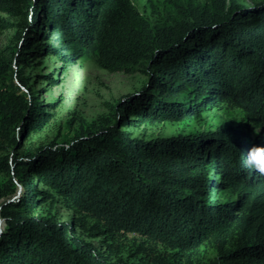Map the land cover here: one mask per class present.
Listing matches in <instances>:
<instances>
[{
    "label": "trees",
    "instance_id": "obj_1",
    "mask_svg": "<svg viewBox=\"0 0 264 264\" xmlns=\"http://www.w3.org/2000/svg\"><path fill=\"white\" fill-rule=\"evenodd\" d=\"M1 14L20 16L29 30L34 25L19 61L34 48L38 54L58 51L43 43L32 46L45 39L38 30L45 14L51 18L49 28L61 36V50H73L67 59L93 49L109 71L151 64L158 73L155 84L160 94L148 90L130 100L123 106L127 115L153 122L180 121L196 113L192 106L178 105L176 97L188 90L194 97L243 110L248 128L259 129L264 136V4L246 11L230 0H213L209 6L190 7L191 20L172 27H153L131 0H0V29H7L10 24ZM48 118L12 59H0L2 138L17 145ZM90 127L70 146L24 153L30 159L41 154L29 160L28 167L0 157V172L10 176L14 166L28 191H33L25 181L29 173L35 175L34 187L49 188L40 192L38 201L30 192L2 204L6 227L0 235V264H128L105 256L77 235L76 228L114 238L141 235L182 256L207 243L218 256L204 264H264V175L247 166V154L264 147V141L250 144L237 132L217 143L215 137L148 143L117 127L98 123ZM3 149L0 145V154ZM211 162L213 177L207 170ZM226 188L239 200L213 199L215 190ZM56 197L73 210V226L37 215L43 202L53 199L55 204ZM154 261L171 264L162 258Z\"/></svg>",
    "mask_w": 264,
    "mask_h": 264
},
{
    "label": "rangeland",
    "instance_id": "obj_2",
    "mask_svg": "<svg viewBox=\"0 0 264 264\" xmlns=\"http://www.w3.org/2000/svg\"><path fill=\"white\" fill-rule=\"evenodd\" d=\"M212 1L131 0L153 27H172L179 23H188L192 18L189 15L190 7L209 6ZM230 1L246 11L264 4V0ZM29 13L28 17L33 22L34 14L32 11ZM1 17L8 21L10 28L0 29V59L6 61L12 59L15 70L23 75L33 96L44 108V112L49 115L48 121L39 131L31 133L26 139L20 138L17 145L2 138L0 133V145L4 148L0 157L8 156L10 164L18 160L21 164L20 168L28 167L29 160L32 162L41 154L30 159V157H24V153L37 154L38 150H43L41 152L43 154L51 147L56 149L70 146L78 134L90 130L93 123L110 128H120V130L130 132L132 138L148 143L168 140L172 141L170 144H176L185 139L201 141V137L205 140L215 137L213 142L217 143L219 138L237 132L241 133L244 138L246 137L250 144L264 141L263 133H260L259 129L251 131L248 128V118L243 110L226 102H211L208 101L209 99L205 100L203 96L194 97L188 90L184 91L181 97H176L178 105L192 106L196 113H188L180 121L153 122L152 120H141L144 117L138 118L130 113L127 115L124 113L123 106L130 100L139 98L148 90L152 92L151 95L160 94V89L155 84L158 73L151 64L141 62L133 66L130 71H109L99 64L97 53L93 49H84L78 57L67 59L65 56L71 54L73 50H61V36L49 28L51 18H46L45 14L41 16L43 19H39L38 27L39 31L45 33V39L35 40L32 46L43 43L54 46L58 51L48 50L38 54L34 48L26 57H23L24 61H19L18 54L24 48L27 35L31 36L30 32L34 25L31 22L32 28L29 30L20 16L12 17L1 14ZM19 37L22 38L19 39ZM36 54H38L37 57L34 56ZM24 91L30 93L27 89ZM120 117L123 118L119 120ZM22 162L26 165H22ZM210 168H212V162L207 170L208 176L213 177L215 175L213 171H209ZM217 178L218 181H222L221 176ZM25 181L33 191H28L24 180L16 175L14 166L10 176L5 172H0V194H2L0 211L4 203L18 201L30 192L38 201L42 197L40 192L49 190L42 184L34 187L35 175L31 173ZM50 193L54 195V192ZM3 194L6 195L3 196ZM213 199L232 203L239 200V197L236 192L226 188L220 191L215 190ZM73 213V210H70L60 197H56L55 204H53V199L43 202L37 210V215L53 216L68 224L73 223L75 217ZM5 227V220L0 215V231H3ZM75 230L77 235L95 244L102 253L106 254L105 256H111L112 260L122 259L128 264H155L154 260L157 258L165 259L171 264H204L218 256L215 248L207 243L187 256H182L179 250H171L137 234L114 238L110 234L96 235L98 234L96 231L85 232L81 228ZM109 244L111 247H108Z\"/></svg>",
    "mask_w": 264,
    "mask_h": 264
},
{
    "label": "clouds",
    "instance_id": "obj_3",
    "mask_svg": "<svg viewBox=\"0 0 264 264\" xmlns=\"http://www.w3.org/2000/svg\"><path fill=\"white\" fill-rule=\"evenodd\" d=\"M247 166L264 175V147L256 146L247 154Z\"/></svg>",
    "mask_w": 264,
    "mask_h": 264
},
{
    "label": "water",
    "instance_id": "obj_4",
    "mask_svg": "<svg viewBox=\"0 0 264 264\" xmlns=\"http://www.w3.org/2000/svg\"><path fill=\"white\" fill-rule=\"evenodd\" d=\"M3 231H0V234L2 233Z\"/></svg>",
    "mask_w": 264,
    "mask_h": 264
}]
</instances>
